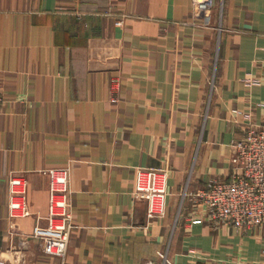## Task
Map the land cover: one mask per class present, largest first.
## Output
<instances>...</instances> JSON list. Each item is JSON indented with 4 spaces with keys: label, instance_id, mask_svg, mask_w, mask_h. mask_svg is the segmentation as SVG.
Wrapping results in <instances>:
<instances>
[{
    "label": "crops",
    "instance_id": "obj_1",
    "mask_svg": "<svg viewBox=\"0 0 264 264\" xmlns=\"http://www.w3.org/2000/svg\"><path fill=\"white\" fill-rule=\"evenodd\" d=\"M0 94V264H264V221L213 226L193 196L230 177L233 111L263 119L264 0H214L210 26L191 0H0ZM137 167L166 169L163 216ZM50 168L69 170L63 256L32 236ZM12 173L28 216L8 215Z\"/></svg>",
    "mask_w": 264,
    "mask_h": 264
},
{
    "label": "built area",
    "instance_id": "obj_2",
    "mask_svg": "<svg viewBox=\"0 0 264 264\" xmlns=\"http://www.w3.org/2000/svg\"><path fill=\"white\" fill-rule=\"evenodd\" d=\"M195 17L203 26H210L214 0H191ZM111 98H118L119 83L111 80ZM4 99L0 94V112ZM264 108V106H263ZM244 118L242 133L235 139L229 156L230 177L211 179L194 193L205 207L204 218L213 226L225 224L240 230H250L264 221V113L260 122H254L250 113L240 109L233 111ZM48 212L43 225H35L32 236L48 255L63 256L71 229L69 211V170L50 168ZM27 181L22 174L8 177L7 210L9 217H25L30 214L26 203ZM185 188L182 195H186ZM133 196L146 203L147 219L164 215L167 197V171L162 167L135 169ZM160 262L166 264V252Z\"/></svg>",
    "mask_w": 264,
    "mask_h": 264
}]
</instances>
